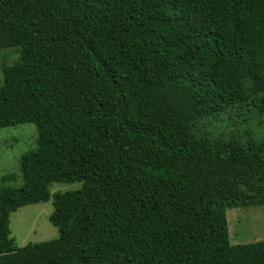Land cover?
<instances>
[{
  "label": "trees",
  "instance_id": "1",
  "mask_svg": "<svg viewBox=\"0 0 264 264\" xmlns=\"http://www.w3.org/2000/svg\"><path fill=\"white\" fill-rule=\"evenodd\" d=\"M0 50V128L37 126L0 264H264L226 220L264 204V0H0ZM50 198L58 237L17 247Z\"/></svg>",
  "mask_w": 264,
  "mask_h": 264
},
{
  "label": "rangeland",
  "instance_id": "2",
  "mask_svg": "<svg viewBox=\"0 0 264 264\" xmlns=\"http://www.w3.org/2000/svg\"><path fill=\"white\" fill-rule=\"evenodd\" d=\"M0 50L1 64L12 63L8 59L15 52ZM264 135V125L259 128ZM258 131V133H259ZM37 126L31 122L17 123L0 128V187H19L21 185V156L36 146ZM80 187L79 182H55L50 191H68ZM53 210L52 199L46 202L27 204L11 212L9 218L10 237L15 245L22 247L27 243L40 242L58 237V230L49 221ZM226 220L231 244L250 243L264 238V204L247 205L226 210Z\"/></svg>",
  "mask_w": 264,
  "mask_h": 264
}]
</instances>
